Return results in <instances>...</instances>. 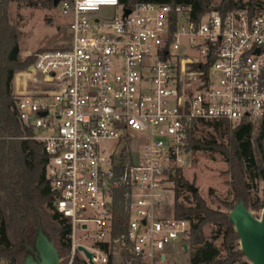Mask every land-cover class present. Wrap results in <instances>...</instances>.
<instances>
[{
    "label": "built area",
    "instance_id": "2783aa9c",
    "mask_svg": "<svg viewBox=\"0 0 264 264\" xmlns=\"http://www.w3.org/2000/svg\"><path fill=\"white\" fill-rule=\"evenodd\" d=\"M58 6L70 16L68 46L36 52L24 80L14 71L12 94L47 156L52 208L70 226L66 264L77 255L90 264L80 244L94 264H172L191 222L162 212L188 163L193 120H264V7L195 17L172 2ZM118 190L128 213L120 233Z\"/></svg>",
    "mask_w": 264,
    "mask_h": 264
},
{
    "label": "trees",
    "instance_id": "16d2710c",
    "mask_svg": "<svg viewBox=\"0 0 264 264\" xmlns=\"http://www.w3.org/2000/svg\"><path fill=\"white\" fill-rule=\"evenodd\" d=\"M13 0H0V258H11V264H19V259L27 251L39 227L49 234L59 254L66 264L65 255L70 252V226L60 213L52 208V191L46 178L47 156L42 143L30 138H17L25 130L16 110V99L12 94L14 71L32 63L35 59L19 60V43L15 30L11 26L9 4ZM54 4V0H49ZM172 2L174 4H190L192 14L199 17L204 12L219 8L225 12L247 4L251 10L264 7V0H221L213 5L212 0H120L126 6L136 2ZM27 73L19 72L17 75ZM212 125L216 132L209 135L196 136L198 123ZM189 147L191 150H210L223 154L240 172L234 179V196L236 202L243 200L247 208L261 209L264 201L250 203L251 183L244 178L260 176L264 179V120L260 123V131L254 135V124L251 122L233 123L228 119L193 120L189 130ZM176 216L188 218L191 222L189 239L192 243L190 264H234L244 253L238 248L239 234L233 229V221L229 213L213 211L205 201L194 192L195 203L187 205L180 201L182 188L188 182L181 172L174 176ZM189 189L192 188L189 186ZM45 207L51 208L47 213ZM114 228L116 233L123 231L128 221V213L124 201V192L118 190L115 199ZM226 225L223 230L226 254L222 256V248L215 244L218 232L212 238L204 236L202 227L207 222ZM222 231V230H221ZM16 232L22 241H14ZM233 235V238L230 237ZM18 254V255H17ZM20 255V256H19ZM241 264H250L248 259ZM22 264V263H21ZM72 264H89L77 255Z\"/></svg>",
    "mask_w": 264,
    "mask_h": 264
},
{
    "label": "rangeland",
    "instance_id": "374dc122",
    "mask_svg": "<svg viewBox=\"0 0 264 264\" xmlns=\"http://www.w3.org/2000/svg\"><path fill=\"white\" fill-rule=\"evenodd\" d=\"M212 2L213 5H218L221 0H212ZM115 10L119 12V8L104 7L101 10V14H111ZM9 16L11 19V26L17 35L20 47L18 56L21 62L33 58L34 54L38 51L66 47L69 44L70 32L68 24L70 22V16L63 14L60 7L51 3L49 0H13L9 4ZM28 66L29 64L16 69L15 75L18 76V80L22 81L28 76V73L17 75L19 72H25ZM260 123L254 124V135L259 133ZM213 132H216L214 126L202 124L200 122L195 129L196 136L209 135ZM17 138H30L36 140L31 137V132L27 130H25L22 135L17 136ZM186 157L188 163L176 170V173L181 172L188 182V186L182 188L179 200L187 205H193L195 203L194 192L189 189V186L191 187V185H193L197 187L195 192L205 201L206 206L213 211L229 213L236 204L233 182L235 175L240 172L239 168L234 167L232 162L228 161L223 154L215 151L201 149L190 150V152L186 154ZM244 178L251 183L249 192L251 205L258 200L264 201V179L260 176L247 177L246 173ZM174 186L175 183L173 179L170 187L171 189L166 193L163 207L164 212H162L164 215H176ZM250 209L257 216H259L262 211V208L257 209L250 207ZM45 211L50 213L51 208L45 207ZM225 228V224L211 221L205 223L202 227L203 234L207 238H212V236L220 232L214 241L218 247L222 248V256L226 254L225 245L223 243V230ZM233 229L235 230L234 225ZM235 232L237 231L235 230ZM11 236L14 241H22V238L17 232L16 235L13 234ZM232 238L233 235L230 239ZM233 241L238 243V248H240L239 237L233 239ZM187 243V251L180 249V247L174 249L173 253L169 256L172 264H190L192 243L189 237ZM25 244L27 245L26 242ZM32 244L33 242L30 244V249L34 251ZM26 254L27 251L24 252L23 256L19 259V264L24 263ZM68 254L65 255L66 263L68 261ZM240 258L241 259L236 262L247 259L245 255ZM0 263L11 264V258L2 256L0 258Z\"/></svg>",
    "mask_w": 264,
    "mask_h": 264
},
{
    "label": "water",
    "instance_id": "95a60500",
    "mask_svg": "<svg viewBox=\"0 0 264 264\" xmlns=\"http://www.w3.org/2000/svg\"><path fill=\"white\" fill-rule=\"evenodd\" d=\"M60 0H54V4L58 5ZM131 8L126 7L125 13H129ZM188 150H191L188 148ZM193 192L197 187L191 185ZM229 217L234 223L235 230L239 234L240 249L251 264H264V206L259 216L247 208L245 202L240 200L236 202L234 208L229 212ZM32 247L27 244V254L23 264H63V260L59 251L50 238L49 234L39 227L33 240ZM185 250L188 249L187 244L184 245ZM89 258L90 264H94L92 260V252L84 245L78 246Z\"/></svg>",
    "mask_w": 264,
    "mask_h": 264
},
{
    "label": "crops",
    "instance_id": "0c3cea01",
    "mask_svg": "<svg viewBox=\"0 0 264 264\" xmlns=\"http://www.w3.org/2000/svg\"><path fill=\"white\" fill-rule=\"evenodd\" d=\"M187 247H188V246H187ZM187 250H188V249H187ZM187 250H186V251H187ZM0 264H1V263H0Z\"/></svg>",
    "mask_w": 264,
    "mask_h": 264
}]
</instances>
